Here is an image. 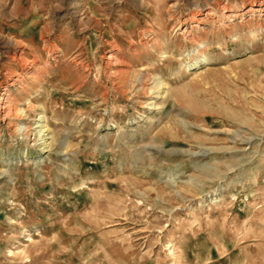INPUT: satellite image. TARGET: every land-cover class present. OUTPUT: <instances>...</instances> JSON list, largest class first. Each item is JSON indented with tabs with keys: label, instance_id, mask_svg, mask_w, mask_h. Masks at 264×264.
<instances>
[{
	"label": "rangeland",
	"instance_id": "1",
	"mask_svg": "<svg viewBox=\"0 0 264 264\" xmlns=\"http://www.w3.org/2000/svg\"><path fill=\"white\" fill-rule=\"evenodd\" d=\"M0 264H264V0H0Z\"/></svg>",
	"mask_w": 264,
	"mask_h": 264
}]
</instances>
